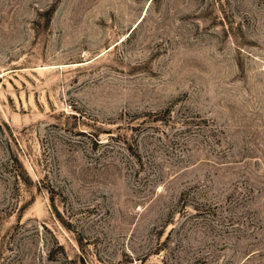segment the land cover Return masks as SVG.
Wrapping results in <instances>:
<instances>
[{
	"label": "rangeland",
	"instance_id": "rangeland-1",
	"mask_svg": "<svg viewBox=\"0 0 264 264\" xmlns=\"http://www.w3.org/2000/svg\"><path fill=\"white\" fill-rule=\"evenodd\" d=\"M0 264H264V0H0Z\"/></svg>",
	"mask_w": 264,
	"mask_h": 264
},
{
	"label": "trees",
	"instance_id": "trees-1",
	"mask_svg": "<svg viewBox=\"0 0 264 264\" xmlns=\"http://www.w3.org/2000/svg\"><path fill=\"white\" fill-rule=\"evenodd\" d=\"M59 248L63 251V247L61 245H59Z\"/></svg>",
	"mask_w": 264,
	"mask_h": 264
}]
</instances>
